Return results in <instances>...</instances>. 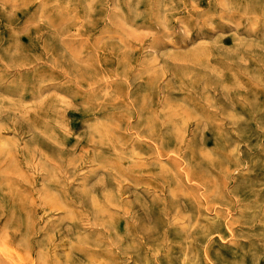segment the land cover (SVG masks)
<instances>
[{
    "label": "rangeland",
    "instance_id": "obj_1",
    "mask_svg": "<svg viewBox=\"0 0 264 264\" xmlns=\"http://www.w3.org/2000/svg\"><path fill=\"white\" fill-rule=\"evenodd\" d=\"M0 264H264V0H0Z\"/></svg>",
    "mask_w": 264,
    "mask_h": 264
},
{
    "label": "bare ground",
    "instance_id": "obj_2",
    "mask_svg": "<svg viewBox=\"0 0 264 264\" xmlns=\"http://www.w3.org/2000/svg\"><path fill=\"white\" fill-rule=\"evenodd\" d=\"M226 225V224H225ZM219 238V237H218Z\"/></svg>",
    "mask_w": 264,
    "mask_h": 264
}]
</instances>
